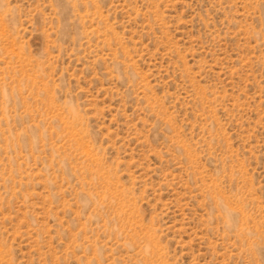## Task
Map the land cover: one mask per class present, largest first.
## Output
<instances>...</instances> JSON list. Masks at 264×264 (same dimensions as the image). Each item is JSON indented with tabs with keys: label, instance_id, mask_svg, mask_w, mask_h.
Here are the masks:
<instances>
[{
	"label": "rangeland",
	"instance_id": "374dc122",
	"mask_svg": "<svg viewBox=\"0 0 264 264\" xmlns=\"http://www.w3.org/2000/svg\"><path fill=\"white\" fill-rule=\"evenodd\" d=\"M0 264H264V0H0Z\"/></svg>",
	"mask_w": 264,
	"mask_h": 264
}]
</instances>
